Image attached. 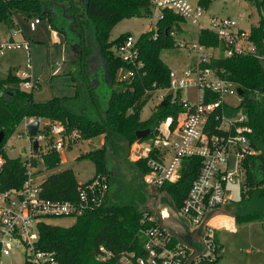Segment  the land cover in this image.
<instances>
[{
    "label": "trees",
    "instance_id": "16d2710c",
    "mask_svg": "<svg viewBox=\"0 0 264 264\" xmlns=\"http://www.w3.org/2000/svg\"><path fill=\"white\" fill-rule=\"evenodd\" d=\"M212 1L198 0V3L207 9ZM250 1L261 16L258 25L251 30V38L260 52H264V0ZM17 12L49 19L52 27L66 36L68 44L72 41L68 32L74 35L81 54L73 64L86 77L83 80L70 73L75 81L76 93L42 102L34 96L40 86L35 84L31 89L22 88V79L16 75V70L0 77V132L5 131L0 155L6 160L0 172V191L20 187L27 177L23 160L10 157L5 150V142L25 118L58 120L68 130L79 129L83 138L102 136L105 142L100 148L88 151L79 158L88 159L95 165V174L88 180L98 174L108 176L110 193L105 203L85 210L69 226L41 222L37 246L54 252L59 264H111L99 259L101 248L115 253L128 247L140 248L142 237L137 235L138 230L154 208L158 190L143 181L144 175L149 172L146 159L132 161L128 156L133 143L149 140L162 119L179 109L177 105H170L168 98V104H159V110L152 113L149 119L141 118L143 108L155 92L170 86L171 68L161 54L163 50L179 47L178 34L186 21L176 13L164 10L156 26L138 36L142 66L137 76L133 80L117 81L118 69L131 66L117 55V46L132 33H122L110 42L111 32L123 19L152 18V0H0V23L15 27ZM89 26L92 27L96 47L88 41L86 30ZM172 31L175 33L172 34ZM200 41L207 46L220 45L218 36L208 29L201 31ZM96 52L100 57L98 63ZM94 59L96 67L101 63L98 71L92 65ZM212 66L224 70V74L243 89L241 108L248 114L252 127L250 139L253 153L245 158L246 182L242 187V198L239 202H228L226 210L237 223H264V60L254 55L221 56L213 61ZM97 72L101 74L98 78L95 77ZM101 77L109 87L108 97L101 94L99 98L95 94V89L101 85ZM85 89H88L90 96H87L95 105V111L91 113L78 109L87 98ZM96 113L99 115L96 116ZM147 128H152V132L138 140L136 132ZM110 151L132 166L133 186L127 185L117 169L109 167ZM39 158L45 170L56 169L61 155L49 151L40 153ZM201 162L200 158H186L179 181L162 187V192L170 198L165 199L166 202H170L175 209L182 207ZM79 182L72 168L56 171L43 180V194L54 199L76 200ZM1 256L0 249V260Z\"/></svg>",
    "mask_w": 264,
    "mask_h": 264
},
{
    "label": "built area",
    "instance_id": "2783aa9c",
    "mask_svg": "<svg viewBox=\"0 0 264 264\" xmlns=\"http://www.w3.org/2000/svg\"><path fill=\"white\" fill-rule=\"evenodd\" d=\"M154 14L163 17L164 10H170L196 28L195 37L178 40L179 47L188 51L193 61L181 70L171 69L170 86L159 96V104L164 101L177 105L175 114L167 115L157 125L153 137L139 142L137 159L145 158L149 168L143 181L150 187L162 192L167 183H176L181 178L184 160L188 157L200 158V170L194 179L181 208L176 209L192 229L199 228L209 213L219 210L229 201L226 200V186L244 179L246 182L245 158L253 153L250 139L252 127L248 114L241 108L243 95L239 86L224 74V70L212 63L217 58L240 55H254L264 60L251 38V30L240 26V21L232 17L210 16L206 21V8L190 0H152ZM154 16V15H153ZM243 12L241 19L246 18ZM41 17L34 16L30 22L31 30H36ZM214 32L220 40L219 46H207L200 41L202 30ZM15 27L13 36L17 34ZM175 32L172 31V34ZM138 36H127L117 46V55L130 67L118 69L119 80H133L142 66ZM19 48L29 55L25 68L16 70L25 89L35 86L31 79V41L27 38L0 43V55L8 49ZM194 87L197 100L191 102L182 98L183 92ZM39 121L36 136L28 131L29 124ZM29 144V155L24 162L27 168L26 179L20 187L0 191V249L1 255L10 256L14 247L24 248L25 264H59L56 255L37 246L39 224L58 217L76 219L87 209H95L105 203L110 193L107 175L98 174L91 180L79 182L76 200H61L43 194L42 182L32 159L40 153L56 151L61 153L71 148L82 137L79 129L68 130L59 121L44 118H25L21 123ZM39 143V154L34 151V141ZM233 158L235 170H230ZM136 159V160H137ZM0 155V172L5 163ZM243 185V186H244ZM172 205V204H171ZM158 205L146 215L137 235L142 237L141 247H128L120 252L101 248L99 259L111 264H186L191 251L156 218ZM166 210V209H165ZM156 222L147 224V222ZM210 220L205 227L204 245L207 253L198 256L193 264H212L222 253L217 229Z\"/></svg>",
    "mask_w": 264,
    "mask_h": 264
},
{
    "label": "rangeland",
    "instance_id": "374dc122",
    "mask_svg": "<svg viewBox=\"0 0 264 264\" xmlns=\"http://www.w3.org/2000/svg\"><path fill=\"white\" fill-rule=\"evenodd\" d=\"M196 3L197 0H190ZM245 12L247 14L246 18H240L241 14ZM158 13L155 12L152 18L148 17H132L126 18L119 21L111 32L109 41H114L122 33H132L135 36H139L143 32L154 28L157 22ZM210 16L214 17H232L240 21V26L250 29L253 26L258 25L260 20V12L257 7L250 0H213L208 6L205 14L204 20L206 21ZM31 19L25 17L24 15H19L15 20V28L18 31L15 36H13L12 29L5 23H0V43L10 41L14 37L16 41L22 40L25 37L31 41V79L34 82L35 78L40 79L39 93L40 95H45L47 92L52 91L54 86L56 87L55 96L66 94L67 96L74 95L76 93L75 81L71 74L61 73L53 78L54 83L51 82L52 76H47L46 70H50L46 64L48 60L52 57V46L55 48L56 52H60V60L64 57H69L68 62H65V71L68 73H74L79 79L86 77L78 72V68L75 64L77 58L80 56L81 48L77 47V53L72 49L71 45L67 43L64 39L63 34H59V43L54 42V38L51 32V28L47 25L50 24L49 19H43L42 24L38 25L36 30H31L30 22ZM52 26V25H51ZM182 32L178 34V40L190 39L195 37L196 28L191 24L182 25ZM89 36L88 41L92 43L94 47L97 44L94 43L95 38L93 35L92 27L89 26L86 30ZM38 46V51L35 50ZM188 51L181 47H176L173 49L163 50L161 57L168 64L171 69L181 70L188 66L193 60L188 57ZM97 55V52L95 53ZM95 57V58H96ZM29 62L28 53L19 48L8 49L4 54L0 55V76H5L10 70H17L18 68H25ZM98 62V60H97ZM96 66V65H95ZM51 68V65H50ZM76 70V71H75ZM119 71L116 73V80H119ZM101 76L97 72L96 78ZM94 82H96V79ZM101 85L95 89V94L101 96V94L106 95L109 91L106 83L100 79ZM74 83V86H73ZM53 85V86H52ZM92 86V84H90ZM22 86V85H21ZM85 87V85H84ZM22 88H24L22 86ZM25 89V88H24ZM73 90V91H72ZM38 92V91H37ZM72 94L68 95L69 93ZM87 92V93H86ZM164 93V91L157 90L152 98L148 101L146 106L141 112L142 120H147L150 118L152 113L159 110V96ZM37 96V93H35ZM90 93L88 89H85V96L87 97L85 102H81L78 109L80 112L91 113L95 111V105L89 100L88 96ZM98 98V99H99ZM182 98H188L191 102L197 100V92L194 87L188 88L187 91L183 92ZM90 101V102H88ZM91 110V111H89ZM99 115L96 113V116ZM58 121V120H55ZM23 126H19L16 132L9 137L5 142V150L10 157L16 158L20 157L22 160L29 155V144L26 137L20 136L23 133ZM105 142L102 136H96L91 138H82L71 148H66L60 155V161L56 169H44V164L40 161L41 158H33L32 163L37 170L36 174L38 179L44 180L47 175L60 171L66 168H72L77 178L80 182L90 179L96 171L95 165L88 159L79 158L82 154L100 148ZM139 142L133 143L130 154L128 156L129 160H136L139 152H136ZM145 142H143V145ZM43 154V153H42ZM110 166L112 169H117V172L125 178L128 186H131V178L134 175L133 168L128 162H124L121 159L109 152ZM64 161V162H63ZM124 162V163H123ZM235 162L233 158L230 161V170H235ZM244 179L238 180L235 183H228L226 186V200L229 202H239L242 198V187ZM133 186V185H132ZM132 188V187H131ZM152 194L155 195L153 192ZM165 199H170L168 195L164 192L158 191L154 199L153 205L167 208V203ZM168 204H171L170 202ZM224 215L232 217V214L225 210ZM48 222L69 226L75 222L72 217H58L49 219ZM212 223L217 229L218 239L220 244L223 246L221 257L218 261L212 264H264V223L261 222H241L237 223L234 219H221L215 218ZM24 248L22 245L19 247H14L12 254L10 256L2 255L0 264H25L24 259Z\"/></svg>",
    "mask_w": 264,
    "mask_h": 264
},
{
    "label": "water",
    "instance_id": "95a60500",
    "mask_svg": "<svg viewBox=\"0 0 264 264\" xmlns=\"http://www.w3.org/2000/svg\"><path fill=\"white\" fill-rule=\"evenodd\" d=\"M68 34L71 36V46L72 49L77 53L76 48H77V44L75 42H77L76 37L74 35H71L69 32ZM238 92L240 95H243V89L241 87L238 88ZM108 95H110V90L108 91V93L105 95V97H108ZM163 105H166V102L164 101L162 103ZM39 129V121H35L31 124H29L28 126V131L29 134L31 136H36L37 132ZM152 132V128H147V129H143V130H138L136 132L137 138L138 140H142L144 137H146L147 135H149ZM5 138V131H1L0 132V148L2 146V142ZM34 151L36 154L39 153V143L38 141H34ZM109 167L110 166V157H109ZM112 169V168H111ZM166 203V201H164ZM166 209V210H165ZM226 210V205L222 206L221 208H219V210L215 211V212H211L209 213L208 217L205 219L204 223L197 229H192L190 224L183 219V217H181V215H179V213L177 212V210L175 209V207L171 204H169L167 206V208L163 207V204L158 206L157 208V214H156V218L158 220V223L160 225H162L163 227H166L170 234L173 235L174 237H176L179 241H181L185 246H187L189 248V250L191 251L190 256L186 262V264H193L194 260L200 256L203 255L205 253H207V248L204 245V234H205V227L207 225V223L212 220L214 217L219 216V215H224ZM179 218L180 222H183V228L182 230H177V227L175 225H167L172 223V221H174L175 218ZM173 224V223H172ZM172 227L176 228V229H172Z\"/></svg>",
    "mask_w": 264,
    "mask_h": 264
},
{
    "label": "crops",
    "instance_id": "0c3cea01",
    "mask_svg": "<svg viewBox=\"0 0 264 264\" xmlns=\"http://www.w3.org/2000/svg\"><path fill=\"white\" fill-rule=\"evenodd\" d=\"M197 2H198V0H197ZM19 15H24L25 17H28V19H31L32 18V16L31 15H29L27 12H17L16 13V17L18 18L19 17ZM43 20V19H42ZM42 20H41V22L39 23V25L40 24H42ZM51 23V22H50ZM7 25V24H6ZM47 27L48 28H51L52 26L50 25V24H48L47 25ZM52 30H51V32H52V35H53V38H54V42L55 43H59L60 42V39H59V34H61V32H59L58 30H55L53 27L51 28ZM63 34V33H62ZM63 37H64V39L66 40V36L63 34ZM26 38V37H25ZM192 38V37H191ZM28 39V38H27ZM69 45H71V44H69ZM39 47L40 46H38L37 48H35V50L36 51H38V49H39ZM72 47V46H71ZM51 50H52V57L48 60V62H47V64H46V66L50 69V70H46V74H47V76H52V80H51V82L52 83H54V81H53V78L56 76V75H59V74H61V73H66V74H70V73H68V72H66L65 71V62H68V59L67 58H69V57H64L62 60H60V52H56L55 51V48L52 46L51 48H50ZM50 65H51V68H50ZM18 69H22V68H18ZM17 69V70H18ZM0 77H2V76H0ZM34 82L35 83H37L39 86H40V83L39 82H41L40 81V79H38V78H35L34 79ZM53 86V85H52ZM73 86H74V83H73ZM55 90H56V87L54 86V88L52 89V91H49V92H47L45 95H40V94H38L40 91L38 90V92H36L37 93V96L36 95H34L35 96V99L37 100V101H40V102H42V101H47V100H49V99H52V98H54V97H56L55 96ZM73 91V90H72ZM56 92H57V90H56ZM73 92H71V93H69L68 95H70V94H72ZM59 96H62V95H59ZM63 96H67L66 94H63ZM64 162V161H63ZM83 182V181H82ZM226 207H227V205H226ZM215 218H221V219H234V217L232 216V217H230V216H227V215H219V216H216V217H214L213 219H215ZM235 220V219H234ZM217 236H218V232H217ZM219 240V239H218Z\"/></svg>",
    "mask_w": 264,
    "mask_h": 264
},
{
    "label": "flooded vegetation",
    "instance_id": "af4514ba",
    "mask_svg": "<svg viewBox=\"0 0 264 264\" xmlns=\"http://www.w3.org/2000/svg\"><path fill=\"white\" fill-rule=\"evenodd\" d=\"M75 43L77 44V47H80V45H79L77 42H75ZM99 59H100V57L97 56V60H98V62H99ZM98 62H97V63H98ZM95 64H96V63H95V59H94V62H93L92 65L94 66V69H95V70H97V69H99V68L101 67V63H100L97 67L95 66ZM97 71H98V70H97ZM166 203H167V205H169L168 202H166ZM172 223H173V224H172ZM172 223L167 224V225H170V226L175 225V226L177 227V230H179V231L182 230V228H183V222L181 223L180 220H179V218L176 217V218L174 219V221H172ZM172 229H176V228L172 227ZM180 232H181V231H180Z\"/></svg>",
    "mask_w": 264,
    "mask_h": 264
}]
</instances>
